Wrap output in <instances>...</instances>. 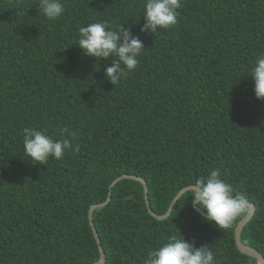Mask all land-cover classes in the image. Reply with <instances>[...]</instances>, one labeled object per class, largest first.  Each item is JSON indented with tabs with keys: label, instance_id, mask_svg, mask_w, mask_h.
Here are the masks:
<instances>
[{
	"label": "trees",
	"instance_id": "obj_1",
	"mask_svg": "<svg viewBox=\"0 0 264 264\" xmlns=\"http://www.w3.org/2000/svg\"><path fill=\"white\" fill-rule=\"evenodd\" d=\"M37 3L0 0V264H92L95 230L105 264H143L179 232L218 264H256L236 243L243 217L221 229L178 195L226 169L255 206L240 239L264 256V100L248 76L264 55V0H182L176 25L156 35L140 31L144 0H62L55 21ZM101 21L145 47L116 86L105 79L113 58L75 45L79 27ZM25 127L78 135L61 160L33 164ZM123 175L146 181L151 208Z\"/></svg>",
	"mask_w": 264,
	"mask_h": 264
},
{
	"label": "clouds",
	"instance_id": "obj_2",
	"mask_svg": "<svg viewBox=\"0 0 264 264\" xmlns=\"http://www.w3.org/2000/svg\"><path fill=\"white\" fill-rule=\"evenodd\" d=\"M181 2L182 0H144L142 14L144 24L140 31L156 35L160 29L175 26ZM37 4L39 14L42 13L48 20L55 21L65 12L62 0H38ZM75 45L84 55L94 57L96 61L113 58L111 66L106 68L105 79L115 86L136 69L139 57L145 49L143 42L139 37L133 36L130 29H125L123 25L110 27L102 21L79 27ZM248 76L254 81L255 97L258 100H264V55L255 59ZM60 135L65 138L54 139L53 136L47 134L46 130L25 127L23 129L25 155L30 158L31 162H34L33 164L47 165L49 158L61 160L65 153L73 147L70 138L75 139L78 132L65 127L60 129ZM226 175V169L223 171L220 168L212 169L207 176L196 178L193 183L179 192L181 195L187 191L188 198L191 197L190 205L194 209L202 210L201 219L214 223L221 229H229L239 218L250 214V205L253 213L255 211V206L249 203V197L245 193L222 179V176ZM147 200V207L151 208ZM174 206L175 203L169 207L167 215L171 213ZM143 264H218V261L210 247L204 245L196 248L179 232L178 235L168 237L155 249L149 250L143 258Z\"/></svg>",
	"mask_w": 264,
	"mask_h": 264
},
{
	"label": "water",
	"instance_id": "obj_3",
	"mask_svg": "<svg viewBox=\"0 0 264 264\" xmlns=\"http://www.w3.org/2000/svg\"><path fill=\"white\" fill-rule=\"evenodd\" d=\"M122 177H131L133 179H136V180H139L144 186H145V191H146V199L148 198L147 197V185H146V182L141 179L140 177L138 176H134V175H123L121 177H119L118 179L122 178ZM117 181V180H115ZM110 194L111 192H109L108 194V198H107V201L104 202V203H100V204H94L90 207V210H89V218L92 219V214H93V210L99 206H102V205H105L106 203L109 202L110 200ZM180 195V194H179ZM178 195V196H179ZM148 201V200H147ZM250 205V204H249ZM253 214V208L251 207L250 205V214L246 215L245 217L242 218L241 221H239V223L237 224V227L235 229V238H236V243H237V246L238 248L245 254L249 255V256H252L254 258L257 259V264H264V258L263 256L257 252L256 250L246 246L241 240H240V233L242 231V227L245 225V223L250 219V217L252 216ZM158 218L162 219L163 216H157ZM92 222V221H91ZM93 224V222L91 223ZM95 235H96V239H97V243L99 245V249H100V258L99 260L96 262V263H93V264H104L105 263V255H104V251H103V247L101 246V240L97 234V231L95 230Z\"/></svg>",
	"mask_w": 264,
	"mask_h": 264
}]
</instances>
